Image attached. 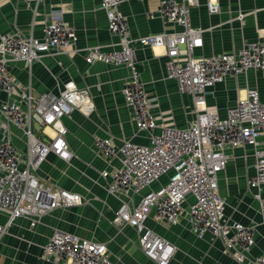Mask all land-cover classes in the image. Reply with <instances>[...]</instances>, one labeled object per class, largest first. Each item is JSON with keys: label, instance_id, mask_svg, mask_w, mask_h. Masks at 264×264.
Returning a JSON list of instances; mask_svg holds the SVG:
<instances>
[{"label": "built area", "instance_id": "1", "mask_svg": "<svg viewBox=\"0 0 264 264\" xmlns=\"http://www.w3.org/2000/svg\"><path fill=\"white\" fill-rule=\"evenodd\" d=\"M198 0H158V14L168 23L181 28L179 33H162L142 38L132 37L127 19L119 7L121 0H101L99 8L107 19L108 32L117 44L104 52L99 46L88 49L86 64L99 62L123 66L128 79L122 89L126 106L132 111V121L138 133L149 134L148 145L126 141L116 146L112 139L95 137V150L104 158L117 160L118 166L102 177L110 180L107 191H133L139 195L137 204L122 203L116 211V221L135 229L138 245L145 258L154 264H169L175 248L146 227L151 213L156 222L176 225L187 198L189 229L202 238L209 234L224 245V253L240 264H264V255L248 258L254 246V233L240 223L224 222V201L218 193L217 174L228 163L227 149L250 146L254 149V175L249 186L257 191L256 200L264 212V150L257 148L264 135V101L255 89L227 107L225 116L206 107L210 89L228 77H237L248 70L264 74V37L242 45L237 51L211 56H195L203 47L206 30L190 21V7ZM209 13H217L218 5L206 0ZM77 37L73 27L52 15L44 24L42 39L20 33L0 36V91L15 95L17 101L3 103L0 115L2 130L11 125L27 138L24 157L7 137L0 142V214L6 221L0 224V237L9 233L18 218L30 220L34 226L44 215L81 204L79 195L41 182L35 172L48 154L69 161L66 129L62 119L74 110L88 115L93 104L86 90L72 83L57 95L33 96L15 79L11 65L23 62L28 67L50 52L59 54L74 48ZM163 47L164 71L175 82L181 95L192 100L194 120L186 129L159 127L152 101L141 79L137 46ZM51 130L48 142L36 132ZM165 182L156 189L162 178ZM41 259L53 264H114L104 244L86 240L61 230H54L42 247Z\"/></svg>", "mask_w": 264, "mask_h": 264}, {"label": "crops", "instance_id": "2", "mask_svg": "<svg viewBox=\"0 0 264 264\" xmlns=\"http://www.w3.org/2000/svg\"><path fill=\"white\" fill-rule=\"evenodd\" d=\"M219 11L209 13L206 0H198L190 7V21L195 27L206 30L203 47L195 56H211L235 52L242 45L260 41L264 37V0H211ZM101 0H0V36L20 33L25 37L42 39L45 22L58 14L62 21L74 28L77 41L73 49L45 55L41 62L28 67L23 62L11 65V72L20 85L33 96L57 95L72 83L86 90L93 104L88 115L74 110L62 119L69 161L48 154L35 172L41 182L54 188L80 196L78 206L57 209L44 215L34 225L30 220L18 218L9 233L0 237V264H53L41 259L42 247L54 230L102 243L114 264H154L147 260L138 245L134 228L116 221V211L122 203L133 207L139 195L107 191L110 182L103 172L111 173L117 160L101 156L94 148L95 137L112 139L118 146L129 141L138 145L149 144V134L138 133L132 121V111L126 106L122 89L128 72L123 66H110L99 62L85 63L88 49L99 46L104 52L112 49L118 40L108 32ZM158 0H121L120 11L126 17L132 37L142 38L162 33H179L181 28L162 19ZM137 60L141 79L152 101L153 113L159 127L186 129L194 120L192 100L181 95L174 81L165 76V49L163 47L137 46ZM249 89L258 91L264 101V74L248 70L237 77H228L210 89L206 97L209 111L225 116L227 107L244 97ZM15 95L0 91V108L3 103L17 101ZM0 115V142L9 138L24 157L28 141L24 133L9 126L2 130ZM39 139L48 142L52 133L45 128L36 132ZM257 148L264 150V135ZM254 149L242 146L225 151L229 160L218 173V193L224 201V222L240 223L251 228L254 246L248 258L264 255V212L256 200L257 191L250 188L254 175ZM162 178L150 190L164 183ZM260 197L264 200V191ZM192 199L187 198L176 225L156 222L153 213L146 227L174 246L169 264H240L224 253L221 240L205 234L202 238L189 229L187 209ZM6 221L0 214V224Z\"/></svg>", "mask_w": 264, "mask_h": 264}, {"label": "rangeland", "instance_id": "3", "mask_svg": "<svg viewBox=\"0 0 264 264\" xmlns=\"http://www.w3.org/2000/svg\"><path fill=\"white\" fill-rule=\"evenodd\" d=\"M218 175V174H217Z\"/></svg>", "mask_w": 264, "mask_h": 264}]
</instances>
